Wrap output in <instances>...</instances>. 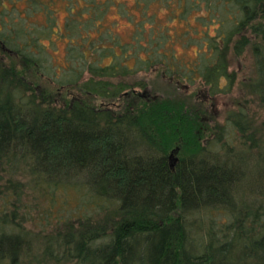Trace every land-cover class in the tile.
<instances>
[{
  "label": "trees",
  "instance_id": "trees-1",
  "mask_svg": "<svg viewBox=\"0 0 264 264\" xmlns=\"http://www.w3.org/2000/svg\"><path fill=\"white\" fill-rule=\"evenodd\" d=\"M154 1L142 0L145 7L140 8L136 3L144 18L135 21L129 38L115 36L105 23L106 28L99 31L109 30L103 32L105 40L98 44L94 39L85 41L87 44L81 46L85 45L92 59L85 50L83 62L80 56L76 68L60 71L68 72L60 86L78 83L88 64L93 74L90 89L117 96L122 89L112 91L107 82L95 78H112L162 64L168 75L184 80L203 78L213 91H219L220 80L228 76L224 58L230 45L242 52L250 42L249 35H254L261 40L253 49L258 72L253 87L264 101V0H179L183 6L177 14L180 18L187 19L192 9L202 8L206 13L200 21L218 23L216 35L204 32L196 36L186 30L183 38L187 46L196 40L203 49L200 58L179 61V65L173 62L176 55L165 50V33L154 25L147 28ZM110 4L100 0L68 2L72 15L67 24L72 30L87 18L85 24L94 26V20L102 21L99 14L107 11L100 7ZM41 6L51 19L52 1ZM94 27L99 30L102 26ZM79 34L84 40L91 36ZM18 37V33H11L4 39L0 34V47L43 69L40 59L32 54L38 48H29L25 41L19 43ZM31 41L37 44L35 38ZM105 57L108 63H104ZM130 58L136 62L134 67L126 62ZM50 98L0 58V160L20 161L53 189L63 181L83 177L94 197H107L106 202L114 204L110 226L97 227L99 231L69 230L55 237L66 257L74 258V264H264V147L257 139L247 136L258 148L255 153L247 147L227 149L222 155L209 147L212 139L202 142L197 119L195 122L180 102L167 98L146 100L142 107L124 112L95 108L79 99L60 105ZM242 116L232 119V128L245 132L247 122ZM174 145L180 146L183 156L172 164L169 149ZM212 210L228 213L221 226L209 216ZM204 214L211 220L205 231ZM26 235L23 230L0 229V262H18Z\"/></svg>",
  "mask_w": 264,
  "mask_h": 264
},
{
  "label": "rangeland",
  "instance_id": "rangeland-1",
  "mask_svg": "<svg viewBox=\"0 0 264 264\" xmlns=\"http://www.w3.org/2000/svg\"><path fill=\"white\" fill-rule=\"evenodd\" d=\"M51 1L54 10L50 19L41 6L46 0H0V12L5 11L4 14L0 13L2 38L11 33H18L19 43L24 44L25 41L29 48L35 45L33 47L38 48L37 53L32 52V54L40 59L43 69L26 64L16 52L6 51L1 47L0 58L7 65L19 69L39 93H44L47 98L51 97L50 99L56 104L66 105L73 99H79L89 106L110 107L115 112L132 110L141 104L144 105L146 100L167 98L180 102V106L195 122L197 119L196 123L202 130L200 133L203 137L202 142L212 139L213 142L209 147L215 149L214 151L223 155L227 149L237 150L248 147L252 153H255L258 148L253 144L254 139L264 147V101L253 87L258 76L253 49L254 44L261 38L249 35L250 42L242 52H238L233 43L230 45L224 58L228 76L220 80L219 91H213L212 86L203 78L184 80L168 75L165 65L158 64L151 69L118 74L112 78L96 77L95 80L107 82L112 91L117 87L122 89L117 96H108L90 89L88 82L93 74L88 71V64L85 66L87 71L85 70L83 78L78 83L70 86H60L59 83L63 84L64 75H67L70 67L76 68L79 65L81 57L83 62L85 50L87 56L92 59L91 53L85 47L87 44L85 41L94 39L96 41L94 44H98L105 40L102 39L106 36L103 32L107 33L109 30L99 32L102 28H106L105 23L108 24L107 27L112 28L115 36L129 38L134 32L135 21L144 18V14L139 9L140 6L145 7L144 3L142 0L138 2L137 0H100L111 2L110 5L100 7L101 11L107 10L104 15L94 14L103 21L94 20V26L102 27L98 30L94 26L85 24V21H88L86 18L83 24H78L80 28L74 26L71 30L67 20L72 15L70 14L72 6H69L68 2L72 3L73 0ZM182 7L179 0H155L150 4L147 19V28L154 25L165 33L164 37H167L165 50L170 55L171 51L176 55V62L174 60L173 62L177 65L179 61L190 62L201 57L203 47L197 44L196 40L187 46L186 39L183 38H186L184 34L187 29L192 30L196 36H201L204 32L209 36L216 35L218 31L217 21H200V16L206 13L205 9L194 8L187 19H182L177 15L182 12ZM88 10L84 13L85 17L89 16ZM97 13H99L98 9ZM80 15L83 13L80 12ZM79 32L91 36L84 40L81 39L82 35ZM34 38L37 44L31 41ZM237 39L236 35L234 42ZM83 44L85 45L81 46ZM108 61L109 58L105 57L104 63ZM126 62L133 67L136 64L132 58ZM58 70L59 73L56 74ZM60 71L68 72L63 74L64 72ZM68 78L71 76L66 77ZM238 115H243L241 118L247 122L245 132L232 128V119ZM247 136L253 140L247 139ZM216 138L220 139V142H215ZM244 141H248L247 144H244ZM249 144H253V147H249ZM172 152L173 157H171ZM169 156L172 164L179 161L183 156L180 146L171 147ZM252 159L251 165L254 162ZM41 179L32 175L20 161L11 163L0 160V229L12 232L23 230L27 233L25 248L16 264H74L76 262L74 258L66 257L67 253L58 247L55 237H60V233L69 230L99 231L97 227L103 228L104 224L110 226L115 215L114 204L106 202L107 197L104 199L94 197L89 186L83 183V177L78 176L74 181H63L54 189L51 184L49 186ZM75 181L82 188H77ZM94 198L98 202L93 200ZM209 216L219 221L221 226L223 220L228 218V213L223 210H212ZM210 221L207 214H204L202 222L204 231ZM194 233L193 235H196ZM0 264L11 263L4 260Z\"/></svg>",
  "mask_w": 264,
  "mask_h": 264
},
{
  "label": "water",
  "instance_id": "water-1",
  "mask_svg": "<svg viewBox=\"0 0 264 264\" xmlns=\"http://www.w3.org/2000/svg\"><path fill=\"white\" fill-rule=\"evenodd\" d=\"M177 150H178V148H177ZM173 154H174V153L172 152L171 157H173ZM174 160H177V158H174Z\"/></svg>",
  "mask_w": 264,
  "mask_h": 264
}]
</instances>
